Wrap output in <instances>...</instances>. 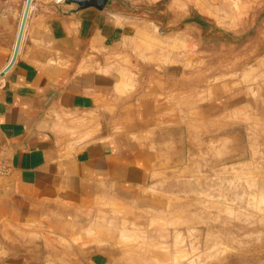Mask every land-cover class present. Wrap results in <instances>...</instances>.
I'll return each instance as SVG.
<instances>
[{
	"label": "crops",
	"instance_id": "1",
	"mask_svg": "<svg viewBox=\"0 0 264 264\" xmlns=\"http://www.w3.org/2000/svg\"><path fill=\"white\" fill-rule=\"evenodd\" d=\"M152 2L69 15L58 0H32L1 75L27 0H0V264H149L160 255L120 239L128 221L154 235L195 219L180 227L202 232V122L241 107L264 121V87L224 92L202 72L123 67L120 46L152 26L137 19ZM148 218L165 225L148 229Z\"/></svg>",
	"mask_w": 264,
	"mask_h": 264
},
{
	"label": "rangeland",
	"instance_id": "2",
	"mask_svg": "<svg viewBox=\"0 0 264 264\" xmlns=\"http://www.w3.org/2000/svg\"><path fill=\"white\" fill-rule=\"evenodd\" d=\"M151 2L137 19L152 26L145 27L142 38L120 46L127 52L118 59L123 67L139 71L152 66L163 73L176 67L169 71L176 77L184 70L202 72L207 85L219 83L224 92L264 87V0ZM178 13L194 18L178 17L173 23ZM144 70L146 76L149 70ZM211 93L202 89V106ZM254 110L241 107L202 122V143L209 150H202L201 233L184 232L180 226H194L197 220L181 218L170 233L151 235L132 221L121 228L122 241L160 255L149 264H264V121L262 110ZM147 220L148 229L165 225L162 218Z\"/></svg>",
	"mask_w": 264,
	"mask_h": 264
},
{
	"label": "water",
	"instance_id": "3",
	"mask_svg": "<svg viewBox=\"0 0 264 264\" xmlns=\"http://www.w3.org/2000/svg\"><path fill=\"white\" fill-rule=\"evenodd\" d=\"M32 0H27V4H26V8H25V12H24V16L22 19V24L20 27V30L18 31V36H17V41H16V49H15V54L12 57V59L10 60L9 64L6 66V68L1 72V75H4L12 66V64L14 63L16 56H17V52H18V47L20 44V40L22 37V31H23V27H24V23L28 14V10L30 7ZM59 2H62L63 4L71 7V9L67 12H65V14H72V13H76L82 9L88 8V7H94L98 10H102L104 9L108 2L110 0H58Z\"/></svg>",
	"mask_w": 264,
	"mask_h": 264
},
{
	"label": "built area",
	"instance_id": "4",
	"mask_svg": "<svg viewBox=\"0 0 264 264\" xmlns=\"http://www.w3.org/2000/svg\"><path fill=\"white\" fill-rule=\"evenodd\" d=\"M9 172V167L8 165L0 160V178L6 176Z\"/></svg>",
	"mask_w": 264,
	"mask_h": 264
},
{
	"label": "bare ground",
	"instance_id": "5",
	"mask_svg": "<svg viewBox=\"0 0 264 264\" xmlns=\"http://www.w3.org/2000/svg\"><path fill=\"white\" fill-rule=\"evenodd\" d=\"M232 22V21H231ZM19 48V47H18ZM16 49V48H15ZM14 54H15V52H14ZM14 56V55H13ZM256 59V58H255ZM264 60V59H263ZM239 61V60H238ZM262 64V63H261ZM252 65V64H251ZM246 66V65H245ZM252 70V69H251ZM254 71V70H253ZM249 73H251V71L249 72ZM244 75L246 74V73H243ZM247 76V75H246ZM250 77V76H249ZM243 78L245 79V77L243 76ZM257 79V78H256ZM258 80V79H257ZM256 80V81H257ZM246 83V82H245ZM259 92H260V90H259ZM206 112V111H205Z\"/></svg>",
	"mask_w": 264,
	"mask_h": 264
},
{
	"label": "trees",
	"instance_id": "6",
	"mask_svg": "<svg viewBox=\"0 0 264 264\" xmlns=\"http://www.w3.org/2000/svg\"><path fill=\"white\" fill-rule=\"evenodd\" d=\"M198 22H200V23H201V21H199V20H198ZM202 24H203V22H202Z\"/></svg>",
	"mask_w": 264,
	"mask_h": 264
}]
</instances>
